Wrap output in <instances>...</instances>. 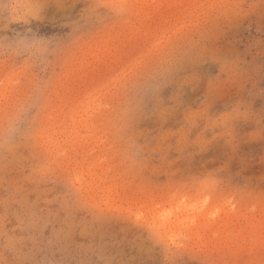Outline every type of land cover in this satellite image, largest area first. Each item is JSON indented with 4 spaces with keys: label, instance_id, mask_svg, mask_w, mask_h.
Wrapping results in <instances>:
<instances>
[{
    "label": "clouds",
    "instance_id": "obj_1",
    "mask_svg": "<svg viewBox=\"0 0 264 264\" xmlns=\"http://www.w3.org/2000/svg\"><path fill=\"white\" fill-rule=\"evenodd\" d=\"M0 264H264V0H0Z\"/></svg>",
    "mask_w": 264,
    "mask_h": 264
},
{
    "label": "bare ground",
    "instance_id": "obj_2",
    "mask_svg": "<svg viewBox=\"0 0 264 264\" xmlns=\"http://www.w3.org/2000/svg\"><path fill=\"white\" fill-rule=\"evenodd\" d=\"M215 215H216V212H213V213H212V216L215 217Z\"/></svg>",
    "mask_w": 264,
    "mask_h": 264
},
{
    "label": "snow or ice",
    "instance_id": "obj_3",
    "mask_svg": "<svg viewBox=\"0 0 264 264\" xmlns=\"http://www.w3.org/2000/svg\"><path fill=\"white\" fill-rule=\"evenodd\" d=\"M206 202V201H205Z\"/></svg>",
    "mask_w": 264,
    "mask_h": 264
}]
</instances>
